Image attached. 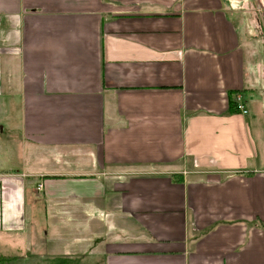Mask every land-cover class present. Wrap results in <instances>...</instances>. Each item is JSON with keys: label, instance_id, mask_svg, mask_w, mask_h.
<instances>
[{"label": "crops", "instance_id": "crops-1", "mask_svg": "<svg viewBox=\"0 0 264 264\" xmlns=\"http://www.w3.org/2000/svg\"><path fill=\"white\" fill-rule=\"evenodd\" d=\"M15 94L1 235L40 193L87 212L88 264H264V0H0Z\"/></svg>", "mask_w": 264, "mask_h": 264}, {"label": "rangeland", "instance_id": "rangeland-1", "mask_svg": "<svg viewBox=\"0 0 264 264\" xmlns=\"http://www.w3.org/2000/svg\"><path fill=\"white\" fill-rule=\"evenodd\" d=\"M19 106L20 101L17 94L11 99L0 97V109H11L7 114L0 115V160L10 155L12 169L20 164L22 158L17 114ZM253 114L258 117V126L264 129L262 109H255ZM9 147L10 153L7 151ZM36 197L40 199V203L33 206L26 205L22 226L20 228L10 226V236L0 234V243L2 240H8V244H4L8 250L2 254L10 257L7 258L6 264H52L56 257L65 258L62 256L64 254L72 255L69 259H74L79 264H88L86 260L87 242L85 241L87 238L86 223L89 218L87 212L78 211L84 217L72 218L68 215L60 218L58 215L60 212L56 211V207L49 209V203H47L48 205L44 208L40 193L34 196ZM58 254L59 256H56Z\"/></svg>", "mask_w": 264, "mask_h": 264}, {"label": "trees", "instance_id": "trees-1", "mask_svg": "<svg viewBox=\"0 0 264 264\" xmlns=\"http://www.w3.org/2000/svg\"><path fill=\"white\" fill-rule=\"evenodd\" d=\"M230 109L233 111H236L235 103H234L233 99L230 100ZM7 261H8L7 257L0 255V264H6ZM52 264H78V262L74 259L58 258V259H55L54 261H52Z\"/></svg>", "mask_w": 264, "mask_h": 264}, {"label": "built area", "instance_id": "built-area-1", "mask_svg": "<svg viewBox=\"0 0 264 264\" xmlns=\"http://www.w3.org/2000/svg\"><path fill=\"white\" fill-rule=\"evenodd\" d=\"M234 103H235V109L236 111H238L241 114H246L247 110L244 106V103L242 102L241 98L239 96H236L234 98ZM41 185H38V187L40 188Z\"/></svg>", "mask_w": 264, "mask_h": 264}]
</instances>
